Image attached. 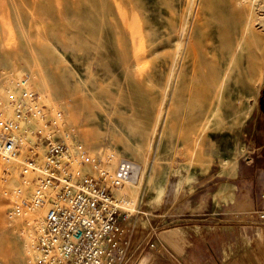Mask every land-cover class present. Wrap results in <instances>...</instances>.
Instances as JSON below:
<instances>
[{
    "label": "rangeland",
    "instance_id": "rangeland-1",
    "mask_svg": "<svg viewBox=\"0 0 264 264\" xmlns=\"http://www.w3.org/2000/svg\"><path fill=\"white\" fill-rule=\"evenodd\" d=\"M257 2L264 13V0ZM222 4L0 0L5 116L13 113L6 89L19 94L18 82L27 76L46 109L62 112L57 139L81 142L111 169L109 146L120 159L145 166L138 210L126 222L135 253L125 264H142L153 249L145 243L150 236L165 237L179 225L188 233H202L201 264H264V223L256 222L254 202L256 192L264 190V42H258L264 38V22L254 25L249 46L230 64L219 46L203 51L204 35L219 45L214 29L231 20L213 10ZM191 29L196 66L193 54L183 52ZM224 51L228 55L230 47ZM26 154L22 150L19 159ZM19 159L0 154V264H37L24 242L25 237L35 242L41 233L33 229L32 209L11 214L19 202L14 189L23 182ZM39 160L44 162L42 151ZM40 215L44 221V207ZM213 249L225 251V258L210 257Z\"/></svg>",
    "mask_w": 264,
    "mask_h": 264
},
{
    "label": "built area",
    "instance_id": "built-area-1",
    "mask_svg": "<svg viewBox=\"0 0 264 264\" xmlns=\"http://www.w3.org/2000/svg\"><path fill=\"white\" fill-rule=\"evenodd\" d=\"M18 85L19 94L13 87L6 89L12 115L5 116L0 100V154L19 159L22 150L27 151L20 158L21 176L32 195L24 196L14 189L19 202L11 214L45 208V225L35 240L32 257L37 264L129 263L135 253L132 232L126 227L131 214L117 209L114 188L136 177L139 164L123 158L111 169L81 142L60 141L54 133L61 110L46 109L27 76ZM41 151L43 163L39 160ZM27 173H34L31 179ZM255 211L256 218L264 221V208ZM155 239V235L150 236L145 243L154 248Z\"/></svg>",
    "mask_w": 264,
    "mask_h": 264
},
{
    "label": "bare ground",
    "instance_id": "bare-ground-1",
    "mask_svg": "<svg viewBox=\"0 0 264 264\" xmlns=\"http://www.w3.org/2000/svg\"><path fill=\"white\" fill-rule=\"evenodd\" d=\"M220 1H222L223 4L219 6H215L213 10L216 13H219L220 15H227V17H230L231 20H227L226 22L222 23V25H219L214 29L213 35L215 34L218 35L219 45L212 44V42H210L211 36L209 37L207 35H204V37L207 39V42L203 46V51L207 53L209 50L217 49L219 46V50L222 53V56L225 57L228 56V58L230 59L229 63L233 64V62L237 60L239 61V59L242 57L240 56L241 49L243 47L249 46L248 45L249 35L254 33L253 30L254 25L256 23L264 22V13L258 12L260 4L257 2V0H220ZM194 34L195 33L191 29L188 33V38L183 45L184 47L183 52H184V56L190 53L193 54L192 55L193 63L196 66V63L198 61V51L194 45V42L191 40ZM177 39L178 41H180V43H182L181 42L182 34L178 35ZM259 41L264 42V38L263 37L259 38L258 42ZM226 47H230V52L228 53V55L225 54L224 51ZM230 64H227L225 66L223 71V78H226L228 76V71L231 66ZM195 66L192 69L193 73L196 72ZM47 103H51L50 100ZM70 112H71V117L73 118V115H75V110L73 106H70ZM114 126L123 135V138L128 141L127 143L134 149L133 140L125 133L123 128L116 123L114 124ZM107 154L111 166L116 168L119 165L122 158L120 159L118 152L115 150V148L111 146L107 147ZM144 172H145V166L144 164L141 163L139 164V170L136 177H134L131 180H126L123 183H121L119 186L114 188V193L117 197V199L115 200V205L117 209L120 208L127 210L129 214L137 212L138 203L140 199L142 177L144 176ZM27 174L29 176L28 178L31 179L34 173H30V174L27 173ZM15 189L21 190L24 196L31 197L32 195L31 187L24 180L23 182H20L18 185H16ZM42 208L43 207L41 206L32 208V216L35 215L34 217H36L34 218V225H33L34 227L33 226L32 227L34 230L38 232H42L45 225L43 219H40L41 216L40 212ZM24 242L26 246H30L31 249L34 247L35 242L30 241L28 237H25Z\"/></svg>",
    "mask_w": 264,
    "mask_h": 264
},
{
    "label": "crops",
    "instance_id": "crops-1",
    "mask_svg": "<svg viewBox=\"0 0 264 264\" xmlns=\"http://www.w3.org/2000/svg\"><path fill=\"white\" fill-rule=\"evenodd\" d=\"M261 158L264 159V154H261ZM264 166V164H263ZM264 190L257 191L254 197L255 208H264ZM258 223H264V221L257 219ZM197 228L198 224H193ZM184 226L179 225L174 227L172 230H167L164 233L165 237H156V246L153 249H149L142 258V264H188L186 259H191L192 264H201L200 259L204 258L202 249L200 248V234L199 231L188 233L183 228ZM193 230V229H192ZM194 245V247H192ZM214 254L210 253V257L216 255L219 258H225L223 250L219 249ZM209 258V254H207ZM193 261H195L193 263ZM203 264V263H202ZM210 264H217L215 261Z\"/></svg>",
    "mask_w": 264,
    "mask_h": 264
},
{
    "label": "water",
    "instance_id": "water-1",
    "mask_svg": "<svg viewBox=\"0 0 264 264\" xmlns=\"http://www.w3.org/2000/svg\"><path fill=\"white\" fill-rule=\"evenodd\" d=\"M260 103H261L262 109H264V102H263V100H260Z\"/></svg>",
    "mask_w": 264,
    "mask_h": 264
},
{
    "label": "flooded vegetation",
    "instance_id": "flooded-vegetation-1",
    "mask_svg": "<svg viewBox=\"0 0 264 264\" xmlns=\"http://www.w3.org/2000/svg\"><path fill=\"white\" fill-rule=\"evenodd\" d=\"M261 100H263V102H264V94L262 95Z\"/></svg>",
    "mask_w": 264,
    "mask_h": 264
}]
</instances>
